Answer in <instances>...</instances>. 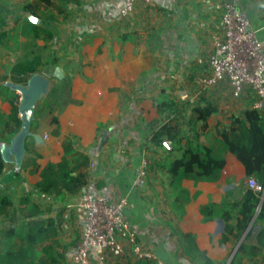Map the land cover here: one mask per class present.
Listing matches in <instances>:
<instances>
[{"label": "crops", "instance_id": "obj_1", "mask_svg": "<svg viewBox=\"0 0 264 264\" xmlns=\"http://www.w3.org/2000/svg\"><path fill=\"white\" fill-rule=\"evenodd\" d=\"M1 1L23 6L34 0ZM79 1L81 5L71 4V15L59 21L60 31L54 23L43 25L56 31L54 39L36 43L39 47L44 41L55 51L53 57L41 58L40 74L50 77L52 87L36 104L22 159L17 161L8 155L11 141L0 140V239L6 231L12 236V240H2L0 248H21L24 223L54 220L58 228L55 249L68 259L73 247L68 242L77 239V245L84 227L81 204L86 194L93 193L112 200L127 198L132 207L125 214L126 220L141 246L163 264H194L183 253L181 234H192L197 247L211 260L227 264L246 235L240 240L230 236L222 243L224 222L218 218L203 222L200 210L210 203L241 201L249 188L244 166L228 153L217 182L184 181L191 199L180 214L164 168L173 153L151 141L157 126H148L160 119L158 104L162 100H173L188 117L205 98L217 107L201 138L208 144L218 126H229L231 116H243L253 108L255 95L250 88L236 97L226 82L209 89L197 82L207 69L204 61L212 51L211 36L219 29L220 1L157 0L153 7L138 2L126 18L119 14L122 0ZM231 1L248 17L264 45V0ZM23 17L34 20L29 14ZM26 42L20 38V47ZM61 43H69L70 54L59 49ZM66 52L68 55H64ZM22 58L26 57L6 61V70L0 75L9 74L10 67ZM57 68L63 73L62 79L54 76ZM8 82L12 81L8 79L4 85ZM66 95H70L71 103L63 101ZM10 111L11 105L0 96V112L8 115ZM54 117L58 124L53 122ZM69 138L77 151L90 158L84 169L87 184L81 192L64 197L42 194L37 188L41 171L49 163L61 162L63 144ZM146 161L149 166L144 168ZM4 199L10 204L4 205ZM33 206L40 214L30 218ZM263 227L264 220L255 217L248 229L252 230L248 245H257L255 237ZM134 261L130 255L112 263H101L95 255L93 258V264ZM242 264H264V248L256 256L243 257Z\"/></svg>", "mask_w": 264, "mask_h": 264}, {"label": "trees", "instance_id": "obj_2", "mask_svg": "<svg viewBox=\"0 0 264 264\" xmlns=\"http://www.w3.org/2000/svg\"><path fill=\"white\" fill-rule=\"evenodd\" d=\"M57 15L63 20L71 15L70 5H81L79 0H60ZM52 0H34L33 3L23 5L19 11L39 19L36 24L23 13L14 16L8 4L0 0V39L8 36L5 25L12 18L15 27H18L16 37L25 38L27 42L21 44L24 51H31L37 47L39 39L49 41L54 39L56 31L45 28L43 23H56ZM42 8V10H41ZM9 40V38H8ZM7 45V43H5ZM41 57L39 55L22 58L10 67L9 74L0 75V96L9 102L11 111L8 115L0 112V140L10 142L21 128L19 117L20 95L4 85L8 79L14 84L27 85L29 79L42 71ZM66 89L63 94H67ZM65 103H71L70 95L63 97ZM217 107L205 98L199 100L191 110V115L185 117L173 100H162L158 104L160 119L149 122L148 126H157L151 141L162 147L163 141L172 143L173 158L165 164L169 175V187L175 194V208L183 214L185 205L190 201L189 191L183 187L186 180L199 182H217L226 165V155L233 154L244 166L248 179H255L264 184V113L248 109L243 116L230 117V125H220L217 134L208 144L201 141L208 130V120L216 114ZM168 119L164 121V117ZM53 122L58 124L57 118ZM72 138L63 144L64 156L59 163H49L41 171V180L37 188L42 194L64 197L66 193H79L87 184V173L84 169L90 164V158L74 148ZM3 162L0 159V170ZM260 197L252 189L244 191L241 201H228L227 203H210L201 208L200 214L203 222L221 219L224 222V235L222 243L230 236L240 240L246 237L240 245L238 252L230 264H242L243 257L256 256L264 248V227L257 233V245H248L252 237V230L248 231L256 217L257 221L264 220V202L260 206ZM9 203L4 199L3 204ZM260 206V208H259ZM259 212L256 216L257 210ZM34 209V210H33ZM32 207L28 217L37 216L40 212ZM26 233L21 238L22 246L17 251L2 250L0 248V264H63L66 254L55 249L58 241V228L54 220H38L24 223ZM248 231V232H247ZM182 250L187 258L194 264H216L205 251H201L192 234H181ZM55 238V239H54ZM12 240L11 232L6 231L0 239V244ZM42 248L38 250V247ZM131 264H157L145 260H135Z\"/></svg>", "mask_w": 264, "mask_h": 264}, {"label": "built area", "instance_id": "obj_3", "mask_svg": "<svg viewBox=\"0 0 264 264\" xmlns=\"http://www.w3.org/2000/svg\"><path fill=\"white\" fill-rule=\"evenodd\" d=\"M221 18L218 32L211 36L212 51L204 61L206 70L197 82L205 89L228 83L239 97L250 88L255 99L253 109L264 113V45L252 30L248 17L231 0H219ZM120 17H128L138 2L147 7L157 0H122ZM203 63V60H200ZM162 147L171 151L170 141ZM149 162H144V168ZM248 186L264 202V184L255 179ZM84 227L70 264H93L94 255L101 263L118 262L126 255L135 260L163 264L156 255L141 246L138 235L126 220L132 207L127 198L112 200L103 194H86L82 204ZM128 252V253H127Z\"/></svg>", "mask_w": 264, "mask_h": 264}, {"label": "water", "instance_id": "obj_4", "mask_svg": "<svg viewBox=\"0 0 264 264\" xmlns=\"http://www.w3.org/2000/svg\"><path fill=\"white\" fill-rule=\"evenodd\" d=\"M34 20L37 23V20L39 19L35 18ZM54 76L59 79L63 78V73L61 72L60 68L56 69ZM6 85L20 95L19 117L21 120V128L11 140V145L7 148L8 155H12L17 159V161H20L25 153L26 139L31 135L30 126L31 122L34 120L36 104L43 98V96L47 95L49 88L52 87V83L50 77L37 73L29 79L27 85L14 84L12 82H8ZM259 208L257 210L256 216L259 212ZM237 250L238 247L234 251L230 261L227 264H230L231 260L237 253Z\"/></svg>", "mask_w": 264, "mask_h": 264}, {"label": "rangeland", "instance_id": "obj_5", "mask_svg": "<svg viewBox=\"0 0 264 264\" xmlns=\"http://www.w3.org/2000/svg\"><path fill=\"white\" fill-rule=\"evenodd\" d=\"M5 3L8 4L9 8L12 11H16L14 16L17 14L23 13V12L19 11L20 8L22 7V4L20 5L19 3L15 4V3H8V2H5ZM53 4H54L53 7L49 8V10H52V8H53V11L57 12L58 11L57 8L61 4L60 0H54ZM41 10H42V8H41ZM22 15H26V14L23 13ZM31 19H35V18L31 17ZM61 19H62V16L57 15V21L58 22L54 23L55 26L58 27L59 31L61 30V27H62V25H60V22H59V21H61ZM37 22L40 23L39 20H37ZM47 24H50V23H43V25H47ZM4 29L8 33V36L0 39V73L2 71L6 70V65L8 63L6 61H8L9 59H13V58L15 59L16 57H28V56L32 57L35 55H39L41 58L42 57H53L52 55L55 51L52 49L50 44L45 43L44 41H43V43H44L43 45L41 44L39 47H36L35 49H33L29 52L24 51L22 48H20L19 39L16 37V34L18 32V27L14 26L12 18H10L8 20V24L5 25ZM67 32L70 33V31H67ZM61 36H62L63 41H65L64 39H67L64 32L61 34ZM8 38H9V40H8ZM39 42H42V40L39 39ZM5 43H7V45H5ZM64 45H67L66 49H65ZM68 45H69V43H65V44L61 43V45L60 46L58 45V46H59V49L62 48L63 51L67 50L68 53L69 52L71 53L70 46H68ZM52 50L54 52H52ZM68 53L66 52V53H64V55H68ZM76 241H77V239L68 242V244L73 245V247L70 249L69 258L66 259L67 261H65V264L71 263L72 254L75 252V249L77 247V245L75 244ZM70 256H71V258H70ZM120 260H122V259H120Z\"/></svg>", "mask_w": 264, "mask_h": 264}]
</instances>
